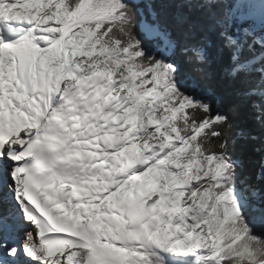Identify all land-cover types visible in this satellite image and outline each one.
<instances>
[{
    "label": "snow or ice",
    "instance_id": "obj_1",
    "mask_svg": "<svg viewBox=\"0 0 264 264\" xmlns=\"http://www.w3.org/2000/svg\"><path fill=\"white\" fill-rule=\"evenodd\" d=\"M219 80L264 128V0H0V264H264Z\"/></svg>",
    "mask_w": 264,
    "mask_h": 264
},
{
    "label": "trees",
    "instance_id": "obj_2",
    "mask_svg": "<svg viewBox=\"0 0 264 264\" xmlns=\"http://www.w3.org/2000/svg\"><path fill=\"white\" fill-rule=\"evenodd\" d=\"M156 8L161 12L171 11L166 4H157ZM237 89L229 84L227 80H219L217 95L223 109L229 115L234 131L242 130L244 136L236 137L230 144V151L241 164V172L250 178L252 183L264 186V169L261 161L264 159V128H261L253 119L252 112L243 99L237 94ZM256 136L257 139H251Z\"/></svg>",
    "mask_w": 264,
    "mask_h": 264
}]
</instances>
